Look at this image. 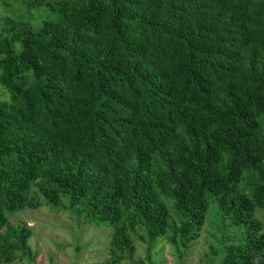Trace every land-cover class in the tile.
<instances>
[{"label":"trees","instance_id":"obj_1","mask_svg":"<svg viewBox=\"0 0 264 264\" xmlns=\"http://www.w3.org/2000/svg\"><path fill=\"white\" fill-rule=\"evenodd\" d=\"M0 94V264H34L11 220L44 204L108 264L209 215L208 264H264V0H0Z\"/></svg>","mask_w":264,"mask_h":264},{"label":"rangeland","instance_id":"obj_2","mask_svg":"<svg viewBox=\"0 0 264 264\" xmlns=\"http://www.w3.org/2000/svg\"><path fill=\"white\" fill-rule=\"evenodd\" d=\"M5 98L0 94V98ZM45 203V202H44ZM170 206V205H169ZM264 222V213L259 215ZM17 227L27 225L32 237L29 245L35 255L34 264H108L110 232L77 225L71 213L52 212L45 204L37 211H25L11 220ZM214 215H209L200 238L182 253L167 244L155 247L152 261L161 264H208L207 256L215 251L221 237ZM136 252L122 264H147V247L134 238Z\"/></svg>","mask_w":264,"mask_h":264}]
</instances>
